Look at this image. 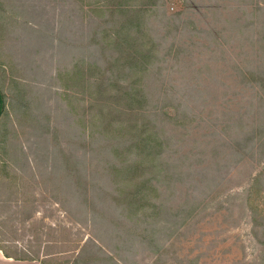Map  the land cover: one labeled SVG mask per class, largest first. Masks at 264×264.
Wrapping results in <instances>:
<instances>
[{"label":"rangeland","instance_id":"rangeland-1","mask_svg":"<svg viewBox=\"0 0 264 264\" xmlns=\"http://www.w3.org/2000/svg\"><path fill=\"white\" fill-rule=\"evenodd\" d=\"M0 88L9 264H264V0H0Z\"/></svg>","mask_w":264,"mask_h":264},{"label":"trees","instance_id":"trees-1","mask_svg":"<svg viewBox=\"0 0 264 264\" xmlns=\"http://www.w3.org/2000/svg\"><path fill=\"white\" fill-rule=\"evenodd\" d=\"M119 9L121 13H128V12H132L133 8L132 6H130L126 1L125 2H121L119 4ZM134 9H136L137 13H141V11L143 10V8L137 6L134 7ZM127 39L120 36L119 34L117 35V38L115 40V42L117 43L118 48H120V50L123 51H127V50H131L130 46L127 44ZM136 53L140 54V55H134L132 52H128L129 54V58L127 59L128 61L133 60L132 63H134L136 60H140V62L142 64L146 63L149 59V53L146 51H141V50H136ZM120 58H115V60L112 62L115 65L118 64ZM138 62V61H136ZM111 63V64H112ZM118 93H121L120 95L118 94L119 99H121L122 101V106L127 105V109L123 110L124 113H131L133 115H137L136 112V106L135 105H139L141 103H139V94L138 92H124V91H119ZM5 112V103H4V99H3V92L0 88V118L3 116ZM130 128L135 127V132H131L134 134L135 139H137L138 141L135 143V147H137L139 150L138 152H143V156L144 159H146L147 156V152L149 150H155L156 148H158V146L161 144V142H159L158 140H155L156 137H154L153 134L150 135H145L144 132L146 130L145 125L142 124L139 126V128L137 127V124H132L129 125ZM139 139L141 142H139ZM132 150V149H129ZM130 169V168H127ZM122 172H126V169H121ZM121 170H116L114 173L115 177H118L120 175ZM131 189H128L125 193V196H123L125 199H128L129 201V210L130 212L133 214L137 211V207L136 205H138V208L141 207V204L143 203V201L148 197L147 194L144 193V185L142 183H133V185H131ZM153 211L155 213L159 212V207L158 206H154ZM132 220V219H131ZM2 249V248H0ZM3 254L6 257H12L11 255L7 254L4 249H2ZM111 258V257H110Z\"/></svg>","mask_w":264,"mask_h":264},{"label":"crops","instance_id":"crops-1","mask_svg":"<svg viewBox=\"0 0 264 264\" xmlns=\"http://www.w3.org/2000/svg\"><path fill=\"white\" fill-rule=\"evenodd\" d=\"M12 258H8L3 254L2 249H0V263L9 264L11 263Z\"/></svg>","mask_w":264,"mask_h":264}]
</instances>
